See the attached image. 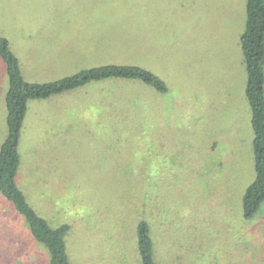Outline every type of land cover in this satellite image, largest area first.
<instances>
[{
	"label": "rangeland",
	"instance_id": "1",
	"mask_svg": "<svg viewBox=\"0 0 264 264\" xmlns=\"http://www.w3.org/2000/svg\"><path fill=\"white\" fill-rule=\"evenodd\" d=\"M245 3L0 0V35L26 80L136 64L168 88L109 78L28 101L16 183L50 224H69L71 264H142L141 220L156 264H264V202L252 218L242 215L255 176L239 44ZM7 84L0 58V145ZM187 238H198L196 253L173 254L183 247L173 242ZM0 264H49L1 192Z\"/></svg>",
	"mask_w": 264,
	"mask_h": 264
},
{
	"label": "trees",
	"instance_id": "2",
	"mask_svg": "<svg viewBox=\"0 0 264 264\" xmlns=\"http://www.w3.org/2000/svg\"><path fill=\"white\" fill-rule=\"evenodd\" d=\"M245 12V25L239 44L246 72L244 93L253 131L255 176L242 195V215L250 219L264 202V0H246ZM0 57L5 64L8 80L5 94L7 134L0 145V192L24 217L33 238L48 250L49 264H70L65 244L69 224H50L28 203L16 183L19 168L18 141L28 101L44 99L91 81L109 78L139 79L160 93L167 91V85L144 67L114 63L84 68L53 81L29 82L23 78L18 57L11 50L8 39L1 35ZM137 244L142 264H155L149 226L143 220L137 225Z\"/></svg>",
	"mask_w": 264,
	"mask_h": 264
},
{
	"label": "crops",
	"instance_id": "3",
	"mask_svg": "<svg viewBox=\"0 0 264 264\" xmlns=\"http://www.w3.org/2000/svg\"><path fill=\"white\" fill-rule=\"evenodd\" d=\"M27 33V32H26ZM33 36L34 35H32V32L31 31H29L27 34H26V36L24 37V45L27 47H30L31 48V46H32V42H33V40H34V38H33ZM50 37H54V36H52V35H49ZM62 36V35H61ZM51 43H54V45L55 46H57V47H64V46H66L65 45V42L64 41H62V40H60V39H51L50 41H49V43L47 42V44L48 45H50ZM44 45H45V43H43ZM52 46H54L53 44H51ZM33 47H35V46H33ZM32 47V48H33ZM11 48V47H10ZM12 50V49H11ZM16 55V54H15ZM1 58V57H0ZM19 60V59H18ZM66 63V66H68V62H65ZM19 65H20V61H19ZM63 65H64V63H63ZM89 68V67H88ZM20 69H21V73H22V75H23V78L26 80V78H25V76H24V73H23V71H22V68H21V66H20ZM6 71V70H5ZM28 81V80H27ZM29 82H31V81H29ZM8 85V84H7ZM7 91V90H6ZM6 94V93H5ZM6 106V105H5ZM6 111H7V109H6ZM6 117H7V114H6ZM7 122V121H6ZM7 124V123H6ZM3 142V141H2ZM2 144V143H1ZM61 224V223H60ZM68 224V223H67ZM53 225V224H52ZM54 225H58V224H54ZM185 240L186 241H188L189 240V242H185ZM185 240H182L181 242L180 241H177V242H173V244L172 245H177V246H180V245H183V247H176V248H173L172 249V251H173V254H178L179 256L184 252V253H188L189 255L190 254H194V252L196 253V251H195V245H196V243L197 242H199V240H198V238H196V239H194V238H192V239H185ZM186 245H188L189 247H187ZM190 245H192V246H194V247H190ZM137 246H138V244H137ZM139 251V250H138ZM153 251V250H152ZM67 253H68V251H67ZM187 254V255H188ZM140 255V254H139ZM69 256V255H68ZM153 259H154V257H153ZM159 262V261H158ZM70 264H71V262H70ZM156 264V263H155ZM160 264H162V263H160Z\"/></svg>",
	"mask_w": 264,
	"mask_h": 264
}]
</instances>
